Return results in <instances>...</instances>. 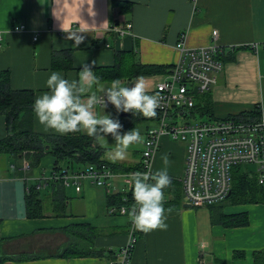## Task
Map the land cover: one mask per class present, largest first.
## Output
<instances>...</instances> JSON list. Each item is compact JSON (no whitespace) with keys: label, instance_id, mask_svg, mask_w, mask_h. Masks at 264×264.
Returning a JSON list of instances; mask_svg holds the SVG:
<instances>
[{"label":"crops","instance_id":"crops-1","mask_svg":"<svg viewBox=\"0 0 264 264\" xmlns=\"http://www.w3.org/2000/svg\"><path fill=\"white\" fill-rule=\"evenodd\" d=\"M113 1L131 3L130 13H119ZM128 23L132 29L124 36L110 31L113 26ZM20 25L25 30L13 31L14 26ZM69 32H78L84 42L76 47L74 40L67 39ZM213 32H217L215 38ZM181 34H185L186 48L199 49L216 43L225 52L237 49L233 61L224 63L217 84L209 93L216 118L236 116L256 107L264 113V0H0V72H9L13 90H31L35 101L48 91L46 81L53 71L69 80L78 79L84 63L95 61L93 71L110 67L116 52L134 50L143 66L165 68L162 74L145 77L152 92L179 61L181 54L176 44ZM55 52H70L72 68L53 69ZM61 59L58 65L63 62ZM134 81L135 78L122 84L131 85ZM102 84L105 88L110 85ZM88 94L104 95L96 85L88 89L85 99ZM95 110H102L100 115L111 110L114 117L118 115L114 109ZM134 127L145 137V130L153 123L141 120L131 129ZM33 131L47 136L66 135L45 132L34 111ZM5 136V120L0 116V140ZM165 153L170 158L168 174L181 185L185 145L167 137L160 139L152 173L164 167L161 156ZM9 160L12 163L0 173V256L6 258L4 264H109L110 254L127 244L132 220L110 213L107 205L108 194L127 193L131 189L121 177L111 179L108 191L89 183H84L79 194L73 187L65 188L63 217L51 212L50 189L40 188V195L44 192L48 196L41 197L44 217L28 219L24 196L28 187H38L41 177L51 175L53 160L45 156L34 168H29L26 159ZM114 164L119 165L116 161ZM251 166H246V170ZM178 191L181 195L182 186ZM164 195L165 207L173 195L169 188ZM178 205L168 214L166 231L145 233L135 226L129 264H255L254 253L264 251V201L233 205L227 200L212 208H193L184 206L187 204L181 200ZM219 212L232 217L244 214L248 224H213L211 215ZM77 224H86L96 231L93 248L102 252L100 256H57L65 245L86 246L81 236L67 235L65 229ZM235 252L241 254L235 257ZM25 255L27 260L16 259Z\"/></svg>","mask_w":264,"mask_h":264},{"label":"built area","instance_id":"built-area-1","mask_svg":"<svg viewBox=\"0 0 264 264\" xmlns=\"http://www.w3.org/2000/svg\"><path fill=\"white\" fill-rule=\"evenodd\" d=\"M131 29L132 25L128 23L123 27L113 26L110 31L124 36ZM23 30L25 27L22 25L13 27L15 32ZM216 33L213 32L214 38ZM179 37L176 44L181 54L179 61L169 75L150 92H158L163 100L157 109L159 120L145 132L139 171L152 172L160 139L167 137L185 145V168L181 178L182 201L185 204L193 208H208L225 202L231 193V169L240 165L255 167L257 184L264 190V113L260 111L258 116L249 119L243 114L225 119L195 120V101L200 94H209L217 84L224 67L219 57L225 50L216 43L199 49L186 48L185 34ZM36 39L37 36L33 38L34 41ZM2 45L0 37V50ZM95 108L104 109L101 105ZM105 109L116 110L110 103ZM24 168L27 169L28 165H24ZM132 173L118 175L105 167L89 165L75 171L64 169L58 176L52 174L47 178L41 177L37 188L46 187L47 181L59 180L65 188L73 187L78 194L84 183L108 191L111 179L117 176L122 178L126 186L131 187ZM130 207L110 208V213L122 215L120 209ZM134 229L135 224L131 221L127 244L116 252L109 264H129L134 249Z\"/></svg>","mask_w":264,"mask_h":264},{"label":"trees","instance_id":"trees-1","mask_svg":"<svg viewBox=\"0 0 264 264\" xmlns=\"http://www.w3.org/2000/svg\"><path fill=\"white\" fill-rule=\"evenodd\" d=\"M113 6L116 7L119 13L128 14L132 8L131 3L113 1ZM224 52L219 59L223 63L233 61L234 51ZM70 52H55L52 57V68L55 70L71 69L72 65L69 61ZM63 57V62L58 65V60ZM171 71V70H170ZM165 72V68L161 66H148L141 64L137 59L136 51H120L114 54V64L110 67L95 68L94 73L101 78V82L110 84L111 81L119 79L122 81L131 80L137 76L149 77ZM202 98H197L195 101L193 113L206 119L216 118L212 113V101L209 94L203 95ZM34 94L31 90H13L10 86V75L8 71L0 72V116L5 120L6 136L0 140V156L8 155L16 160L26 159L30 167H37L41 159L45 156H50L53 160L51 175H61L62 170H81L89 165L96 167H105L110 172L118 175L136 172L140 170V162L133 166H122L114 163H109L104 160V150L99 145V140L89 137L82 132L69 133L62 136H47L36 134L33 131V103ZM260 110L255 108L249 112H241L236 116L244 114L245 118H254L258 116ZM126 114V117H120L121 114L115 116L123 125L122 132L130 130L135 123L144 120L154 124L159 120L160 116L157 113L155 118H145L142 115H135L131 112ZM235 116V115H233ZM228 116L226 118H229ZM225 119V118H222ZM148 129V128H147ZM146 129V130H147ZM145 130V132H146ZM144 132V136H145ZM110 135V134H109ZM146 137V136H145ZM144 137V140H145ZM142 152V151H141ZM141 157V155H140ZM141 160V159H140ZM242 166V168H240ZM231 169V196L227 198L233 205L263 203L264 190L259 187L256 180L255 170H246V166L240 165ZM170 193L173 199L168 202L165 208H176L181 204L183 195H179V187L182 184L175 183L172 180ZM46 188L50 189L49 198L51 201V212L57 217H63L64 204L63 196L65 187L61 181H47ZM127 193L108 194L107 205L109 208H119L120 206L132 205L134 203L132 190ZM105 189V188H103ZM165 191V190H164ZM169 191V190H168ZM25 197V211L28 219H40L44 217V202L40 195V189L37 185L28 187ZM226 200V201H227ZM224 203V202H223ZM221 203V204H223ZM214 207V206H212ZM208 207V208H212ZM220 213V212H219ZM212 223H217L225 227H244L248 224L246 215L227 216L220 214L211 215ZM67 235L81 236L85 247H77L74 244H68L57 254L58 257L71 258H86L98 257L102 254L101 251L94 250L93 240L96 238V231L86 224H77L73 227L65 229ZM1 241V238H0ZM118 251V250H117ZM110 254V260L116 256V252ZM240 255L241 252H235L234 256ZM254 263L264 264V251L254 253ZM6 258L0 256V264H4ZM18 261H24L28 258L19 256ZM109 260V261H110Z\"/></svg>","mask_w":264,"mask_h":264},{"label":"clouds","instance_id":"clouds-1","mask_svg":"<svg viewBox=\"0 0 264 264\" xmlns=\"http://www.w3.org/2000/svg\"><path fill=\"white\" fill-rule=\"evenodd\" d=\"M69 33L67 39L74 40L76 47L84 42L85 38L77 35L78 32ZM94 67L95 61L84 63L78 79L71 80L53 71L46 81L48 91L35 99L33 111L45 132L54 131L62 135L84 132L97 140H106L111 134L115 140L111 159L114 162L124 160L131 146L144 142L140 129L134 127L122 132L123 125L118 118L105 111L103 115H98L95 107L101 105L105 109L110 103L118 113L131 112L155 118L163 97L158 92L150 94L144 76H137L131 85H124L121 80L115 79L105 88L101 78L94 73ZM93 85L98 86L104 95L88 94L85 99ZM161 160L164 167L155 173L137 171L131 174L134 203L130 208L120 209L122 215L130 217L136 228L145 233L157 229L166 231L168 214L173 211L171 207H164V190L172 186L168 174V154H163Z\"/></svg>","mask_w":264,"mask_h":264},{"label":"rangeland","instance_id":"rangeland-1","mask_svg":"<svg viewBox=\"0 0 264 264\" xmlns=\"http://www.w3.org/2000/svg\"><path fill=\"white\" fill-rule=\"evenodd\" d=\"M180 36V35H179ZM202 97H204V96H202L201 94H200V96H198L197 98L199 99V98H202ZM97 109V108H96ZM97 113H98V115H100V114H102L101 112H102V110H95ZM106 113H110L111 114V116L112 117H114V111L113 110H111V111H109V112H106ZM118 115L119 114H121L120 112L119 113H117ZM199 119H203V120H205L206 119V117L205 116H203V117H201V116H199V115H197L196 114V119L195 120H199ZM138 123V122H137ZM82 133H84V132H82ZM84 134H86V133H84ZM99 142V145L101 146V148L104 150V160L105 161H107V162H109V163H115L112 159H111V155H112V150H113V148L115 147V140H114V138L111 136V134L110 135H108L107 137H106V140H99L98 141ZM141 151H143V145H140V144H138V145H133V146H131L130 147V149L128 150V153H127V156H126V159H124V160H118V161H116L117 163H119V165L120 164H125V165H127V166H129V165H134V164H137V163H139V161H140V159H141V157H140V154H139V152H141ZM10 159V156H8V155H2V156H0V173H3V171L6 169V167H9V164L10 163H12V160H9ZM244 166H248V165H244ZM240 168H242V166H240ZM253 170L254 169V167H249V171L250 170ZM247 171H248V168H247ZM44 194L47 196V194L46 193H44V192H42L41 193V197H43L44 196ZM49 196V195H48ZM47 196V197H48ZM130 262V261H129Z\"/></svg>","mask_w":264,"mask_h":264},{"label":"water","instance_id":"water-1","mask_svg":"<svg viewBox=\"0 0 264 264\" xmlns=\"http://www.w3.org/2000/svg\"><path fill=\"white\" fill-rule=\"evenodd\" d=\"M120 117H126V114H121ZM231 196V193L228 195V198ZM186 207H191L190 204L184 205Z\"/></svg>","mask_w":264,"mask_h":264}]
</instances>
